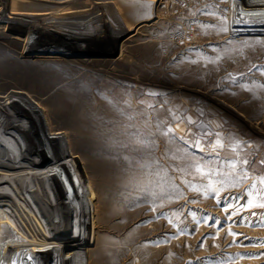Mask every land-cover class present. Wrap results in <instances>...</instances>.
Returning <instances> with one entry per match:
<instances>
[{
    "label": "rangeland",
    "instance_id": "374dc122",
    "mask_svg": "<svg viewBox=\"0 0 264 264\" xmlns=\"http://www.w3.org/2000/svg\"><path fill=\"white\" fill-rule=\"evenodd\" d=\"M236 2L0 0V206L49 202L62 264H264V12Z\"/></svg>",
    "mask_w": 264,
    "mask_h": 264
},
{
    "label": "bare ground",
    "instance_id": "6f19581e",
    "mask_svg": "<svg viewBox=\"0 0 264 264\" xmlns=\"http://www.w3.org/2000/svg\"><path fill=\"white\" fill-rule=\"evenodd\" d=\"M236 1V4L243 6L241 8L251 7L254 9L260 7L263 8L264 12V0ZM255 14L260 15L262 14V11L259 10V12H256ZM3 185H7V182L0 177V186ZM11 199L16 200L14 197ZM49 206V202H35L31 198L23 201V204L20 205L19 209L25 217L29 218V222L32 223L29 227H25L27 223L24 219H21L24 217L21 216L19 212H14L12 210L16 216V219H14L11 214H8L10 213L9 211L0 206V248L8 255V258H6V260L3 259L0 264H62L58 258L65 259V253H62L60 257H58L54 241H52L49 236L42 233L39 228L36 229L35 227L37 222H43L49 219L47 217V210H45ZM30 220H32V222ZM30 248H35L32 262ZM26 250H28V252L23 254ZM47 254H49L48 258ZM62 262L64 263V261Z\"/></svg>",
    "mask_w": 264,
    "mask_h": 264
}]
</instances>
